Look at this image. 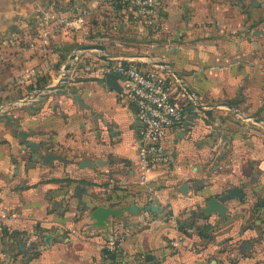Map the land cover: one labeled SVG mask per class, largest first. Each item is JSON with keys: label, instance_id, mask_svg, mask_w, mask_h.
Segmentation results:
<instances>
[{"label": "crops", "instance_id": "obj_1", "mask_svg": "<svg viewBox=\"0 0 264 264\" xmlns=\"http://www.w3.org/2000/svg\"><path fill=\"white\" fill-rule=\"evenodd\" d=\"M80 8L87 23L67 36L56 18ZM158 11L141 35L102 0H0V264H264V0H161ZM82 42L104 51L77 53ZM72 52L67 82L39 96ZM128 60L169 77L190 121L145 174L132 106L99 70ZM231 187L242 198L223 215L202 211ZM131 205L105 227L90 217Z\"/></svg>", "mask_w": 264, "mask_h": 264}, {"label": "built area", "instance_id": "obj_2", "mask_svg": "<svg viewBox=\"0 0 264 264\" xmlns=\"http://www.w3.org/2000/svg\"><path fill=\"white\" fill-rule=\"evenodd\" d=\"M111 6H120L129 14L130 21L139 33L144 35L147 29L155 30L159 25L161 0H102ZM88 10L80 8L71 17L59 16L56 23L63 29H79L87 23ZM160 66V65H159ZM95 63L89 62L86 70H92ZM101 74L109 72L122 78L121 93L132 106L137 123L136 137L137 162L143 173L164 165L169 159L165 142L169 132L183 122L184 111L177 106L172 96L169 77L159 70L144 69L125 61L116 65H103ZM111 249L116 247L110 242Z\"/></svg>", "mask_w": 264, "mask_h": 264}, {"label": "water", "instance_id": "obj_3", "mask_svg": "<svg viewBox=\"0 0 264 264\" xmlns=\"http://www.w3.org/2000/svg\"><path fill=\"white\" fill-rule=\"evenodd\" d=\"M79 50H84V51H90V50H95L98 52H103L104 51V46L103 45H99V44H89V45H80L79 47H77L76 52ZM76 52H74L73 54H71L68 58H67V62L65 64L64 67V73L59 81V83L49 86L45 89V92L40 94L39 96H45L47 91L50 90H54V89H58L60 87L63 86V83L67 82L68 79V71L70 70V66H71V61L74 59V57H76ZM103 56H109V55H103ZM128 57H142V56H138V55H128ZM148 57V56H145ZM154 63L156 65H160V67H167L168 64L164 63V62H160V61H154ZM104 83L106 85H109V87L114 88L116 91L120 92V87L118 85V81L122 80V78L118 75L112 74V73H105L104 75ZM185 91L190 95V92L188 90L185 89ZM192 108H189V110H191ZM195 117V116H194ZM184 129H187V127L190 125V121H184L182 123ZM29 145H31L32 147H34L32 142L28 143ZM80 166H85L87 165L86 162L84 161H80ZM233 198H237V199H241L242 198V193L241 190L236 188V187H231V189H228L225 194H223L221 197L219 198H212L211 200L209 199L206 208H204L202 211L203 212H218L220 215H223L225 213V203H227L228 201H230ZM133 209H135L134 205H131V208L129 207H121V208H109V206H105V207H97L94 208L91 213H90V217L94 220V225L98 226V227H105L109 221V217H115V218H119L120 217V213L122 211H132ZM145 211L150 210V207H146L144 208ZM119 254L117 253H111L108 254L106 258H108L109 260H113L115 257H118ZM149 259V255H147L146 257H144V260H148Z\"/></svg>", "mask_w": 264, "mask_h": 264}, {"label": "rangeland", "instance_id": "obj_4", "mask_svg": "<svg viewBox=\"0 0 264 264\" xmlns=\"http://www.w3.org/2000/svg\"><path fill=\"white\" fill-rule=\"evenodd\" d=\"M69 5H67V6H65V8H67ZM56 9H61L60 7H56ZM55 26H57V27H59V28H63V27H61L59 24H57V23H55ZM69 30H71V32H68L67 33V36H69V34L70 33H76V30L75 29H65L64 31L65 32H67V31H69ZM127 37H131V38H134V34H128V36ZM82 44H84L83 42L81 43V44H78V46L79 45H82ZM85 45V44H84ZM87 45V44H86ZM127 51H132V52H134V53H142V50H129L128 48L126 49V48H121V49H117V52H127ZM144 52V51H143ZM73 53V52H72ZM71 53V54H72ZM78 53V52H77ZM138 55V54H137ZM143 55V54H142ZM155 60V59H154ZM133 64H135V62H132ZM135 66H137V65H135ZM156 66H158V65H156ZM138 67V66H137ZM157 69H160V68H157ZM38 92V93H37ZM36 93L37 94H39V93H42V91H37ZM8 99H9V97H8Z\"/></svg>", "mask_w": 264, "mask_h": 264}, {"label": "trees", "instance_id": "obj_5", "mask_svg": "<svg viewBox=\"0 0 264 264\" xmlns=\"http://www.w3.org/2000/svg\"><path fill=\"white\" fill-rule=\"evenodd\" d=\"M110 252H111V251H110L109 248H107V247L103 249V253H104L105 255L108 254V253L110 254Z\"/></svg>", "mask_w": 264, "mask_h": 264}]
</instances>
